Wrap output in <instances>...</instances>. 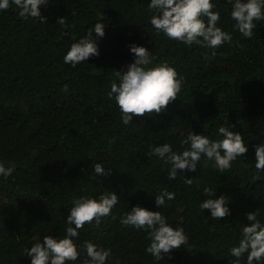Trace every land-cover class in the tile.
I'll list each match as a JSON object with an SVG mask.
<instances>
[{
	"label": "trees",
	"instance_id": "1",
	"mask_svg": "<svg viewBox=\"0 0 264 264\" xmlns=\"http://www.w3.org/2000/svg\"><path fill=\"white\" fill-rule=\"evenodd\" d=\"M212 2L221 17L217 27L232 36L215 58L211 49L157 33L151 0H48L41 8L47 23L21 18L11 0L0 11V163L15 168L7 180L0 177V264H31L24 249L45 236L64 238L74 199L113 191L119 202L111 215L99 227L93 222L79 230L73 239L80 257L68 264L88 259L84 241L111 249L106 264H234L229 250L241 228L254 223L247 214L258 212L264 224V170L255 168V148L264 145V20L254 21L253 37L244 38L230 16L232 4ZM60 18L66 23L59 25ZM98 22L105 26L104 37H94L99 56L75 68L66 64L71 44ZM131 45L153 55L148 67L167 62L183 84L162 114L134 117L126 126L108 93L119 82L114 71L134 63ZM221 126L239 132L249 149L225 172L202 156L196 172L178 171L170 180L171 165L148 155L164 143L182 152L190 131L223 139ZM95 163L105 175L97 176ZM185 179L194 182L189 186ZM206 187L228 198L231 215L213 220L200 209L215 198L204 195ZM165 188L175 199L157 207L155 196ZM136 206L183 227L188 244L155 260L146 252L148 233L120 222Z\"/></svg>",
	"mask_w": 264,
	"mask_h": 264
},
{
	"label": "clouds",
	"instance_id": "2",
	"mask_svg": "<svg viewBox=\"0 0 264 264\" xmlns=\"http://www.w3.org/2000/svg\"><path fill=\"white\" fill-rule=\"evenodd\" d=\"M47 3L48 0H11L21 18L39 19L41 23H47V19L41 16V8ZM228 3L232 4L230 16L235 21V28L244 38L251 39L256 28L254 21L264 20V0H228ZM9 7L10 0H0V11H6ZM148 7L155 13L150 16V24L157 33L189 46L195 44L211 49V58H215V50L218 47L232 41L229 33L217 27L221 17L219 12L213 11L215 5L212 0H151ZM65 23L64 18L58 20L59 25ZM104 29L102 23H96L86 36L71 44L64 62L75 68L81 62L88 61L90 57L99 56L94 37H104ZM130 51L135 56L134 63L130 64L126 71H114L119 82H113L108 93V98L113 99L118 105L122 122L126 126L134 117L162 114L170 103L178 99L183 84V78L167 62L148 67L152 63L153 55L147 48L131 45ZM205 58L210 57L206 55ZM64 91H67V86ZM218 132L223 139L211 140L206 135L190 131L187 138L181 141L184 149L182 152L173 151L170 144L164 143L162 146H152L148 155L158 156L165 164L171 165L168 174L170 180L177 178L178 171L196 172L202 156L208 161H214L213 166L220 172H225L231 168L233 161L245 156L249 149L239 132H233L225 126L219 127ZM255 158L256 170H264V145L256 146ZM92 168L97 176L106 174L104 167L99 163L93 164ZM14 171V166L6 167L4 163H0V177L3 179L7 180ZM193 182V179H185L189 186ZM204 195L215 196L199 205L202 211L205 209L210 211L213 220H221L231 215L230 208L226 206L227 197L217 198L216 191L211 187L204 188ZM166 199L169 201L175 199V193L165 188L155 196L157 207L165 205ZM118 202L119 197L115 191L105 193L98 199L88 197L74 199L64 238L45 236L43 242L37 239L30 249H24L26 256L31 259V264H68L77 261L80 251L73 238L79 236V230L86 224L91 225L94 222L99 227L102 219L111 215ZM257 216L258 212L247 214V220L254 223L241 228L238 244L229 250V254L236 258L234 264H241V258L245 253L247 264L254 262L264 264V224L260 223ZM120 222L124 226L143 229L148 233L151 243L146 252L157 261L164 259L165 254H169L171 258L170 254L174 250L188 244L183 227L173 228L159 211H149L136 206L131 212H127ZM82 247L88 258L84 264H106L111 256V249L98 248L91 241H84Z\"/></svg>",
	"mask_w": 264,
	"mask_h": 264
}]
</instances>
